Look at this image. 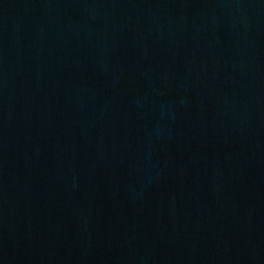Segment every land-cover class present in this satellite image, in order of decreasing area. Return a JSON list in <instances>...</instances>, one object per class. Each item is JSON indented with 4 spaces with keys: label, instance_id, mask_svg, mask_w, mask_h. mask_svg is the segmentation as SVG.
<instances>
[{
    "label": "water",
    "instance_id": "water-1",
    "mask_svg": "<svg viewBox=\"0 0 264 264\" xmlns=\"http://www.w3.org/2000/svg\"><path fill=\"white\" fill-rule=\"evenodd\" d=\"M0 264H264V0H0Z\"/></svg>",
    "mask_w": 264,
    "mask_h": 264
}]
</instances>
